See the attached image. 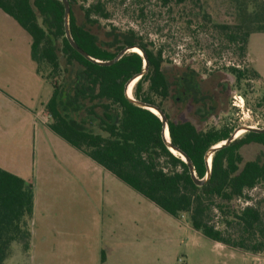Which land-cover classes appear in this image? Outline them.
Instances as JSON below:
<instances>
[{"label":"trees","instance_id":"1","mask_svg":"<svg viewBox=\"0 0 264 264\" xmlns=\"http://www.w3.org/2000/svg\"><path fill=\"white\" fill-rule=\"evenodd\" d=\"M69 1L72 35L94 58L111 60L123 48L133 45L144 50L148 69L133 86V96L167 115L172 143L191 158L198 178H204L208 171L207 151L228 139L234 127L224 123L202 129L191 120L171 118L166 108L172 101L180 103L184 90L189 88L198 114L204 120L209 118L212 112L206 109L207 95L197 79L198 72L190 66L178 71L167 54L166 44L145 39L133 29L122 32L113 25L109 31L112 38L102 40L86 25L111 17L107 1L82 4V24L74 11L77 0ZM140 2L146 4L147 0ZM155 2L169 13L172 21L180 23L186 19L187 33L194 34L191 26L198 22L203 27H213L242 57L248 54L251 35L264 32V0H252L251 9L249 2L243 0L237 21L231 24L212 22L201 0ZM0 8L28 32L36 70L52 85L45 110L53 132L163 211L174 217L188 214L192 227L212 241L264 254V198L245 206L236 204L240 199L252 200L248 191L264 183V161L244 160L241 153L247 144L264 146V133L245 132L217 150L212 155L210 178L204 185H197L188 164L166 145L159 115L137 106L125 93L126 83L144 69L141 54L128 52L111 65L88 60L66 37L61 0H0ZM145 8H141L140 16L147 15ZM223 68L235 77L237 86L248 78H261L254 68ZM33 210L30 183L0 167V264H6L15 247L29 251Z\"/></svg>","mask_w":264,"mask_h":264},{"label":"rangeland","instance_id":"2","mask_svg":"<svg viewBox=\"0 0 264 264\" xmlns=\"http://www.w3.org/2000/svg\"><path fill=\"white\" fill-rule=\"evenodd\" d=\"M92 1L77 0L74 11L78 23H85L81 5ZM105 1L111 17L86 25L102 40L112 38L109 31L114 25L122 32L133 29L145 39L166 44L178 71L190 66L202 77L208 101L216 96L220 82L230 78L225 109L218 108L204 120L194 103L184 106L172 101L166 104L171 118L191 120L202 129L224 123L234 129L264 128V32L251 35L248 54L242 57L234 45L222 40L213 27H203L202 22L191 26L194 34L187 33L186 19L172 21L155 0L146 4ZM201 1L212 22L231 24L237 21L243 0ZM245 1L251 9L252 0ZM144 6L147 15L140 16ZM8 30L1 31L0 41L9 42L5 35L10 33L15 53L9 65L0 66V79L6 82L0 83V167L31 183L42 205L39 218L44 223L40 225L47 230L49 240L45 251L34 243L27 253L15 247L6 264H264L263 253L212 241L192 227L188 214L174 217L163 211L54 133L47 125L50 115L45 110L53 88L31 60V37L14 20ZM228 65L254 68L262 76L237 86L235 77L225 74L223 67ZM173 93L175 97L176 90ZM234 95L243 97V108L232 105ZM241 153L244 160L264 161L262 145L247 144ZM248 195L252 200L240 199L236 204L245 206L263 199L264 183Z\"/></svg>","mask_w":264,"mask_h":264},{"label":"water","instance_id":"3","mask_svg":"<svg viewBox=\"0 0 264 264\" xmlns=\"http://www.w3.org/2000/svg\"><path fill=\"white\" fill-rule=\"evenodd\" d=\"M64 4V7H65V17H64V26H65V32H66V37L69 41V43L72 45V47L74 49H76L79 53H81L84 57H86L88 60L94 62V63H98L100 65H111V64H114L115 62L119 61L125 54H127L128 52H131L133 51V48H138L143 57H144V62H145V65H144V69L141 73L139 74H136L135 76H133L127 83H126V86H125V93L127 95V97L134 103L136 104L137 106L139 107H142V108H146V109H149L151 110L152 112H154L152 109H155L157 110L158 113H156L157 115H159V117L161 118L162 122H163V138H164V141L166 143V145L169 147V149L174 153L175 151L179 153V155L181 156V158L188 164L189 166V170L191 172V175L195 181V183L197 185H204L207 180L210 178V175H211V162H210V158L212 160V155L219 149H221L222 147L224 146H227L229 144H231L236 138H238L236 136L238 130L240 128H244L245 129V132H249V131H254V132H258V133H264V128H261V127H254V126H245V127H239L237 129L234 130V132L231 134V136L226 139V140H223V144L221 145H214L213 147H211L207 153H206V156H205V159L207 161V165H208V171H207V174L204 178H198V176L196 175V171H195V167H194V164L191 160V158L184 152L182 151L180 148L176 147L172 141H171V138L168 139L166 137V131L169 130L168 128V117L167 115L158 107L154 106V105H151L149 103H146L144 101H141V100H137L134 96H130L129 95V89H130V85L131 83L133 82L134 79H136L137 77L138 78H141L143 76V74L147 71L148 69V58H147V55L146 53L144 52V50L137 46V45H133V46H127L125 48H123L113 59L111 60H100V59H97V58H94L93 56H91L89 53H87L84 49H82L78 44L77 42L75 41L73 35H72V32H71V28H70V16H71V5H70V1L69 0H61Z\"/></svg>","mask_w":264,"mask_h":264},{"label":"crops","instance_id":"4","mask_svg":"<svg viewBox=\"0 0 264 264\" xmlns=\"http://www.w3.org/2000/svg\"><path fill=\"white\" fill-rule=\"evenodd\" d=\"M13 20H14V18H12L9 14H7L6 12H4L0 8V33H1V31L8 30V27H9V29H11ZM14 21L16 22V20H14ZM13 27H14V25H13ZM5 36H6V38H9V42H3L2 43L0 41V66L2 64H8L9 65L11 63V61L13 60V58H14L13 56H14V53H15L14 52V44H13L14 42L12 41L11 34L8 33ZM4 39H5V37H4ZM31 60H32V58H31ZM32 62L35 64V62L33 60H32ZM35 67H36V64H35ZM0 83L1 84H5L6 82H5V80L0 79ZM47 125L49 127V122H47ZM28 183H30V182H28ZM41 207H42V205L40 203V200L38 198H36L35 195H34V210H33L32 221H31V224H30L31 225V244H32V246L34 244H36V247L43 248V251H45V249L48 247V246H46V244H47V242L49 240L48 239L49 237H48L47 230H45V228L40 225V223H44L43 221H40L41 218H39L41 216V214H42ZM218 244H221V243H218ZM221 245H223V244H221ZM41 253H42V251H41Z\"/></svg>","mask_w":264,"mask_h":264},{"label":"flooded vegetation","instance_id":"5","mask_svg":"<svg viewBox=\"0 0 264 264\" xmlns=\"http://www.w3.org/2000/svg\"><path fill=\"white\" fill-rule=\"evenodd\" d=\"M228 66H236V65H228ZM225 74L231 76V74L228 73V71H225ZM201 78L202 77L200 75L197 76L198 81H200V86L203 88V86L201 84V82H202ZM229 81H230V78L227 81L222 80L220 82V86L216 89V91H217L216 96L210 97L209 101L205 102V104L207 105L206 109L208 111L214 113L218 108L225 109L228 106V93L231 92V85H232V83ZM132 92H133V89H132ZM191 95H192V93L189 90V88L184 90V93H183L184 99L181 101L184 106L188 105L189 103H192V104L194 103V100H193ZM233 101L231 100L232 105L235 106L233 104Z\"/></svg>","mask_w":264,"mask_h":264},{"label":"bare ground","instance_id":"6","mask_svg":"<svg viewBox=\"0 0 264 264\" xmlns=\"http://www.w3.org/2000/svg\"><path fill=\"white\" fill-rule=\"evenodd\" d=\"M133 51H134V52L141 53V51H140L138 48H133ZM138 79H139L138 77H137L136 79H134L133 82H132L131 85H130V89H129V95H130V96H133L132 89H133V86H134V84L137 82ZM152 110H153L154 112L158 113L157 110H155V109H152ZM244 133H245V129H244V128H240V129L238 130L236 136L239 137V136H241V135L244 134ZM166 137H167L168 139H170V133H169V130L166 131ZM221 144H223V142L220 143V144H218V145H221ZM175 153H176L177 155H179L178 152L175 151ZM210 162H211V158H210Z\"/></svg>","mask_w":264,"mask_h":264},{"label":"built area","instance_id":"7","mask_svg":"<svg viewBox=\"0 0 264 264\" xmlns=\"http://www.w3.org/2000/svg\"><path fill=\"white\" fill-rule=\"evenodd\" d=\"M233 104L238 108H243L245 105L243 97L241 95H234Z\"/></svg>","mask_w":264,"mask_h":264}]
</instances>
